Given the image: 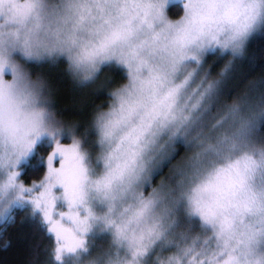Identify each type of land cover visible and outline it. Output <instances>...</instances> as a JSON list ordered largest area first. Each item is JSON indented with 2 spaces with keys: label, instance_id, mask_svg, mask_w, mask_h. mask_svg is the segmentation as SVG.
Wrapping results in <instances>:
<instances>
[{
  "label": "clouds",
  "instance_id": "obj_1",
  "mask_svg": "<svg viewBox=\"0 0 264 264\" xmlns=\"http://www.w3.org/2000/svg\"><path fill=\"white\" fill-rule=\"evenodd\" d=\"M262 32L264 0H0V223L39 212L42 264H264V77L229 95ZM49 183L72 243L33 202Z\"/></svg>",
  "mask_w": 264,
  "mask_h": 264
},
{
  "label": "trees",
  "instance_id": "obj_2",
  "mask_svg": "<svg viewBox=\"0 0 264 264\" xmlns=\"http://www.w3.org/2000/svg\"><path fill=\"white\" fill-rule=\"evenodd\" d=\"M179 11L178 6L169 9L173 16L178 15ZM213 60H216V57L210 55L208 62L211 63ZM222 63L223 59L216 60L213 71L219 68ZM115 76L117 79L123 78L119 71L115 72ZM257 76L264 77V32L256 34L250 39L244 57L237 60L232 79L229 81V89H231L229 95L242 87L248 80ZM103 98V94H101L97 97V102ZM66 102H70L68 97H66ZM51 148L47 144L40 145L37 155H33L28 162L21 166V179L25 184H31L33 180L42 178L46 171V164L44 160L40 159V156L46 157ZM177 148L176 158L185 150L181 144H178ZM166 171L167 166L163 172ZM156 179H159V176ZM31 213V206L16 208L12 212L14 219L11 222L5 221L0 224V264H42L46 255L43 249L52 243L54 237L47 234L46 226L42 223V215L36 212L33 216ZM37 256L39 259H35Z\"/></svg>",
  "mask_w": 264,
  "mask_h": 264
},
{
  "label": "snow or ice",
  "instance_id": "obj_3",
  "mask_svg": "<svg viewBox=\"0 0 264 264\" xmlns=\"http://www.w3.org/2000/svg\"><path fill=\"white\" fill-rule=\"evenodd\" d=\"M49 171L50 174L53 171L51 167V161L49 162ZM52 187L51 183L47 184L43 191L39 193V195L34 199V204L37 209L43 211L45 219H47L51 224L54 231L57 232L58 238L64 239L68 243L74 242V236L70 229L65 228L59 221L53 219V211L55 209V197L52 195ZM66 191L69 193V198L73 199L74 193L72 192L71 185L65 184ZM74 202V199H73ZM70 219L74 221L77 220V217L70 216Z\"/></svg>",
  "mask_w": 264,
  "mask_h": 264
},
{
  "label": "rangeland",
  "instance_id": "obj_4",
  "mask_svg": "<svg viewBox=\"0 0 264 264\" xmlns=\"http://www.w3.org/2000/svg\"><path fill=\"white\" fill-rule=\"evenodd\" d=\"M55 79L60 80V76L56 75ZM60 86L62 89H64V91L61 93V95L58 96L57 105H56L57 108L60 109L61 112L63 113V115L69 119H72V118H77V119H81V120L86 119L88 107H89L88 105H86L89 102V98L87 97V95L86 94H77V95L74 94V91L70 88V86L66 80H64ZM66 97L69 98L70 102H66ZM71 100H72V102H71ZM79 105H86L83 112L78 111L76 108H74L75 106H79ZM64 142L67 143L69 141L67 139H65ZM42 144H47V145L52 147V145L49 144L47 141H44ZM42 144H39L37 146V149ZM27 206H31V205H26L25 207H27ZM5 221H7V220H5Z\"/></svg>",
  "mask_w": 264,
  "mask_h": 264
}]
</instances>
